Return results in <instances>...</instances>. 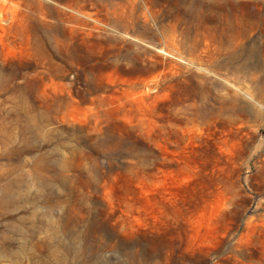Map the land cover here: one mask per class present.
<instances>
[{"label":"rangeland","instance_id":"1","mask_svg":"<svg viewBox=\"0 0 264 264\" xmlns=\"http://www.w3.org/2000/svg\"><path fill=\"white\" fill-rule=\"evenodd\" d=\"M0 264H264V0H0Z\"/></svg>","mask_w":264,"mask_h":264}]
</instances>
